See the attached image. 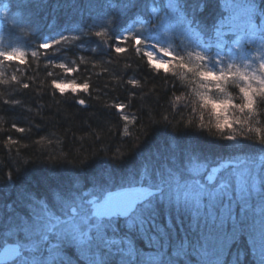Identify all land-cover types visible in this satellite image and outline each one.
I'll use <instances>...</instances> for the list:
<instances>
[{"label": "snow or ice", "instance_id": "obj_1", "mask_svg": "<svg viewBox=\"0 0 264 264\" xmlns=\"http://www.w3.org/2000/svg\"><path fill=\"white\" fill-rule=\"evenodd\" d=\"M71 6L78 19L33 43L38 26L31 0H0V112L6 107L14 113L0 115V145L11 154L5 181L14 188L31 162L21 159L30 147L24 134L31 132L21 124H30L25 114L33 112L25 97L50 92L59 112L68 97L58 85L71 83L72 99L82 107L126 89L123 100L113 96L103 105L117 124L105 121L87 133L100 143L115 129L124 141L100 149L111 153L107 159L115 167L89 170L84 159L66 182L44 179L43 192L22 185L6 201L0 197V264H264V0H216L211 25L204 17L209 0ZM72 49L105 55L69 61ZM144 69L171 89L160 111L144 104L148 96L157 105L160 99L156 84L144 92ZM55 70L90 74L78 84ZM101 75L108 79L93 88L92 77ZM44 107L50 106L37 104L36 115ZM184 109L192 114L185 127L222 141L223 154L212 156L175 138L144 150L143 122L172 127ZM45 141L52 144L46 137L33 143ZM135 141L139 146L126 154L125 145L132 148ZM67 156L81 159L71 151Z\"/></svg>", "mask_w": 264, "mask_h": 264}, {"label": "trees", "instance_id": "obj_2", "mask_svg": "<svg viewBox=\"0 0 264 264\" xmlns=\"http://www.w3.org/2000/svg\"><path fill=\"white\" fill-rule=\"evenodd\" d=\"M18 3H25L27 0H16ZM87 2V0H31L33 11L36 12L34 19L37 22L38 34L35 36V40L39 41L42 37L53 34L54 31L59 30L65 25L70 19L75 21L78 17L73 13L72 4L77 3L81 7ZM39 5V7H37ZM217 7L216 0H209V6L204 13L206 22L211 25L212 22L217 17ZM131 23V21H129ZM139 27V25H137ZM86 47H95L93 42H88ZM31 49H29L30 51ZM85 55L88 58L93 56L99 57L105 55L103 51L100 53H91L85 51L83 53H78L76 49H72L70 53L67 54V59L69 61L77 59L79 55ZM133 58L134 54H133ZM124 61L120 62V65H113L112 71H119L122 67ZM135 66V65H134ZM51 70V69H50ZM61 79L70 81L71 79H76L78 84L81 82L82 78L89 75L81 71L78 74H70L64 76L60 70H55ZM94 71L100 72L101 69L97 68ZM128 75H131L129 72ZM163 75V73H161ZM140 77H147V83L144 87V92L148 93L149 89L153 84L157 85L158 95L160 97L159 104H155V97L148 96L144 101V104L152 105L156 108V111L162 110V108L167 107V99L171 94V89H163L161 87V81L159 78L155 80L152 78L151 74L147 69L142 70L139 73ZM39 77L41 80L45 79V71L41 64ZM108 79L107 76L101 75L98 79L93 76V88L102 85ZM71 84V83H69ZM3 86H0V92H3ZM68 97L67 102L59 106L60 111L57 112V107L53 104V99L51 93L44 95L42 98L33 94L31 97H25L28 100L29 106L33 107L32 113H26L25 116L29 123H22L21 126L29 127L31 126V132L24 134L23 143H27L30 147L21 154V159H28L31 162L27 164L26 169L20 172V175L16 179V184L14 188H9L4 177V173L8 170L5 165L11 158V154L7 149L0 145V197H3L5 201L8 199L7 193L12 192L15 195L16 189L20 186L25 185L33 188L36 191L43 192L45 185L43 183L44 179H47L49 183L56 182H66L71 175L78 171L82 160L86 159L89 163L90 169L95 170L97 168L104 167L106 165L112 164L111 160L107 159L111 153L100 150L104 145H111L115 147L124 141L122 135L113 130L112 135H105V139L97 143L96 141L87 137L92 129H98L102 122L110 121L111 125H116L118 118L114 111L106 110L103 105L105 103L111 102V97H119L123 100L127 96V91L121 87L116 92H110L108 95H102L100 102L98 103L94 99H90L87 106H80L74 103L72 99L76 93L65 92ZM80 95H85L82 91ZM96 93L93 92V96ZM60 94L57 93V99H60ZM141 102L139 99L136 101L138 106ZM44 104L50 107H44L40 110V114L36 115V105ZM132 111H136L134 106ZM0 115L5 117L13 116L14 113L4 108V111L0 112ZM192 119V114L187 110H183V114L177 113L175 119L172 121V127H165L162 124H149L147 120L143 123L145 124L144 136H147L148 145L144 147V150L154 149L160 147L161 145L171 141L175 138L181 145H191L198 147L204 153L217 156L224 153L222 147V141H215L206 131L199 130L198 127H185L187 120ZM35 125H39L36 127ZM3 127H8L5 123ZM15 138H19L21 134L11 133ZM141 136V140L144 139ZM41 137H46L52 141L49 145L45 142L41 144H34L33 142L39 140ZM3 136L0 135V141L3 140ZM83 146L82 152H77L78 149ZM139 146V141L132 142V148H128L126 145L124 147L125 153L132 152L133 148ZM258 146L253 145L250 150L254 151ZM73 152L74 155H78L81 159H75L73 156L65 155L69 152ZM51 157V158H50ZM137 157L132 155L130 157L131 161H135ZM16 169L19 170L22 165H15Z\"/></svg>", "mask_w": 264, "mask_h": 264}, {"label": "rangeland", "instance_id": "obj_3", "mask_svg": "<svg viewBox=\"0 0 264 264\" xmlns=\"http://www.w3.org/2000/svg\"><path fill=\"white\" fill-rule=\"evenodd\" d=\"M58 87H60L61 90H64L65 89V92H71L72 85L71 84H68V85H58Z\"/></svg>", "mask_w": 264, "mask_h": 264}]
</instances>
